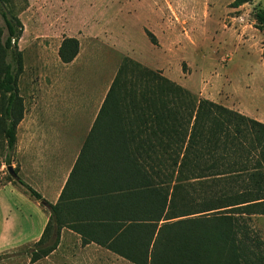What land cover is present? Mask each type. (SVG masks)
Segmentation results:
<instances>
[{
  "label": "trees",
  "instance_id": "1",
  "mask_svg": "<svg viewBox=\"0 0 264 264\" xmlns=\"http://www.w3.org/2000/svg\"><path fill=\"white\" fill-rule=\"evenodd\" d=\"M251 0H235L238 7ZM0 139L11 165L25 117L19 76L23 24L0 7ZM264 27V10L256 13ZM6 33V34H5ZM79 40L63 39L59 56L72 62ZM264 59V50H263ZM13 171V170H12ZM41 202L53 237L67 226L134 264H264V122L199 97L126 57L119 66L78 159L53 205L19 178L10 179Z\"/></svg>",
  "mask_w": 264,
  "mask_h": 264
},
{
  "label": "rangeland",
  "instance_id": "2",
  "mask_svg": "<svg viewBox=\"0 0 264 264\" xmlns=\"http://www.w3.org/2000/svg\"><path fill=\"white\" fill-rule=\"evenodd\" d=\"M234 1L0 0L7 17L23 24L17 44L23 54L18 85L28 115H41L48 106L43 99L64 97L72 82L111 85L129 57L199 97L264 122V27L258 28L256 19L264 0L238 7ZM0 24L6 32L2 16ZM66 37L80 44L72 67L59 56ZM5 152L0 139L1 184L10 179V169L19 172L21 166L15 151L11 165L5 164ZM254 225L264 238V215L255 216ZM52 239L46 238L37 252L22 247L2 254V264H43L31 262V256L46 250Z\"/></svg>",
  "mask_w": 264,
  "mask_h": 264
},
{
  "label": "crops",
  "instance_id": "3",
  "mask_svg": "<svg viewBox=\"0 0 264 264\" xmlns=\"http://www.w3.org/2000/svg\"><path fill=\"white\" fill-rule=\"evenodd\" d=\"M77 56L68 63L72 67ZM78 80H81L78 78ZM110 85L72 82L65 96H48L41 115L32 112L18 127L19 178L55 205L100 111ZM99 93V96L95 95ZM64 106V108H63ZM24 124V131L21 126ZM13 181L0 183V256L33 248L43 237L51 212ZM43 264H134L95 242L84 244L74 229H59L56 248ZM0 264L2 259L0 258Z\"/></svg>",
  "mask_w": 264,
  "mask_h": 264
},
{
  "label": "water",
  "instance_id": "4",
  "mask_svg": "<svg viewBox=\"0 0 264 264\" xmlns=\"http://www.w3.org/2000/svg\"><path fill=\"white\" fill-rule=\"evenodd\" d=\"M10 172H13L12 169H10Z\"/></svg>",
  "mask_w": 264,
  "mask_h": 264
}]
</instances>
